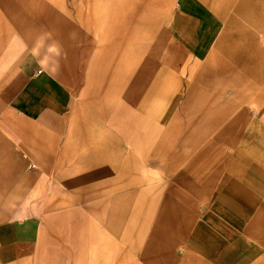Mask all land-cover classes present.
<instances>
[{
  "label": "crops",
  "instance_id": "obj_1",
  "mask_svg": "<svg viewBox=\"0 0 264 264\" xmlns=\"http://www.w3.org/2000/svg\"><path fill=\"white\" fill-rule=\"evenodd\" d=\"M255 28L264 30V0H0V204L33 181L28 157L86 204L154 174L144 242L110 264H264ZM40 40L57 47L52 66L39 62ZM93 41L101 52L86 58ZM156 174L168 177L158 184ZM103 196L99 204L114 202ZM90 222L74 212L0 216V254L94 264L106 254Z\"/></svg>",
  "mask_w": 264,
  "mask_h": 264
},
{
  "label": "rangeland",
  "instance_id": "obj_2",
  "mask_svg": "<svg viewBox=\"0 0 264 264\" xmlns=\"http://www.w3.org/2000/svg\"><path fill=\"white\" fill-rule=\"evenodd\" d=\"M95 3L100 2L102 0H94ZM256 34L257 43L260 44V49L264 50V30L255 28L252 29ZM146 40L145 45L141 46V53L148 52V48H152L153 46L148 45ZM39 44L43 46V50L41 46H39V54L42 66L45 64L52 66L53 57L56 54L57 47L54 46L51 41H39ZM101 46L96 41H93L90 44V49L86 53V58L91 57L94 53L99 54L101 52ZM33 51L30 53L34 54ZM44 60V62H43ZM85 68V74L89 71V66L87 63L83 66ZM87 72V73H86ZM261 84L253 86V96L258 97L259 94H262L264 91V81L260 82ZM260 99V98H259ZM253 100L254 106V117L255 118H264V100L259 101ZM262 99V97H261ZM113 106H115V100L113 98ZM108 123L104 121V123ZM112 129L113 126L110 125ZM262 131L264 132V125L260 127V125H256V132ZM46 161V158H45ZM38 163V167L33 166L31 163ZM32 168V169H31ZM25 173L29 176V178L33 179L30 183V186L24 190L23 194L19 197L12 196L11 204H0V213L1 218H35L38 217L42 219V217L46 218L49 214H55L56 216H63L69 212H74L75 214H87L91 220V224L93 225V237L97 236V240L100 239L99 231H103V245L102 250L103 254L106 256L103 260L100 256H96L93 254V258L91 259L94 264H110L112 260L115 261V253L119 251L127 252V251H135L138 246H142L144 239L147 235L148 227L150 221L147 219L148 214L151 213V204H153V198L155 194L159 192V189L156 191H149L148 188L153 185L154 174H150L152 178L148 180L146 185H144V181L136 185L134 188H124L117 189L108 192L107 195L103 196L96 195L92 197L91 201H96V203L86 204L80 201L79 194L77 188L67 187V180L59 178L57 173L51 169H47L40 161H38L35 157H28L25 160ZM146 177L149 174H143ZM155 181L158 184H161L168 177L167 174H156ZM144 179V180H145ZM149 187H145L148 186ZM64 185V186H63ZM67 185V186H66ZM146 189V190H145ZM133 192V195L129 197V204L118 206L116 201H119L121 194L123 193ZM117 194H120L119 198L115 197ZM77 196V197H76ZM115 197L113 199L114 202L109 204H99L98 201L102 198ZM134 202V203H133ZM140 202V204H137ZM139 217V218H138ZM46 223V221H45ZM54 223V227L58 225L61 227V222H51ZM82 223V222H81ZM94 241V240H93ZM96 241V240H95ZM9 260L5 257L4 254H0V264H10ZM35 258L32 260V264H34ZM55 262L52 258H50L49 263L52 264ZM20 264V263H13Z\"/></svg>",
  "mask_w": 264,
  "mask_h": 264
},
{
  "label": "bare ground",
  "instance_id": "obj_3",
  "mask_svg": "<svg viewBox=\"0 0 264 264\" xmlns=\"http://www.w3.org/2000/svg\"><path fill=\"white\" fill-rule=\"evenodd\" d=\"M189 16V15H188ZM191 18V17H190ZM191 21V20H190ZM189 23V22H188Z\"/></svg>",
  "mask_w": 264,
  "mask_h": 264
},
{
  "label": "built area",
  "instance_id": "obj_4",
  "mask_svg": "<svg viewBox=\"0 0 264 264\" xmlns=\"http://www.w3.org/2000/svg\"><path fill=\"white\" fill-rule=\"evenodd\" d=\"M39 71H41V69H40ZM33 166H34V165H33Z\"/></svg>",
  "mask_w": 264,
  "mask_h": 264
}]
</instances>
